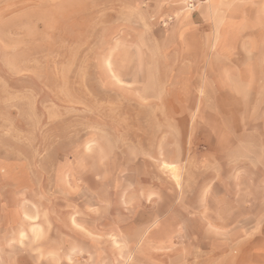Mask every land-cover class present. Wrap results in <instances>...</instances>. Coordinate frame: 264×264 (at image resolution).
<instances>
[{
	"label": "rangeland",
	"instance_id": "1",
	"mask_svg": "<svg viewBox=\"0 0 264 264\" xmlns=\"http://www.w3.org/2000/svg\"><path fill=\"white\" fill-rule=\"evenodd\" d=\"M0 264H264V0H0Z\"/></svg>",
	"mask_w": 264,
	"mask_h": 264
},
{
	"label": "bare ground",
	"instance_id": "2",
	"mask_svg": "<svg viewBox=\"0 0 264 264\" xmlns=\"http://www.w3.org/2000/svg\"><path fill=\"white\" fill-rule=\"evenodd\" d=\"M173 170V169H172Z\"/></svg>",
	"mask_w": 264,
	"mask_h": 264
}]
</instances>
